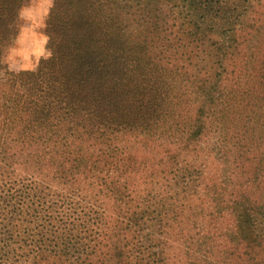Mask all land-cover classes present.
<instances>
[{"label": "trees", "instance_id": "16d2710c", "mask_svg": "<svg viewBox=\"0 0 264 264\" xmlns=\"http://www.w3.org/2000/svg\"><path fill=\"white\" fill-rule=\"evenodd\" d=\"M250 1L56 0L53 57L0 76V264H264ZM206 146L226 180L192 164Z\"/></svg>", "mask_w": 264, "mask_h": 264}, {"label": "clouds", "instance_id": "9594fccd", "mask_svg": "<svg viewBox=\"0 0 264 264\" xmlns=\"http://www.w3.org/2000/svg\"><path fill=\"white\" fill-rule=\"evenodd\" d=\"M56 0H22L10 29H15L8 42L0 45V76L36 73L41 61L54 55L49 47V27Z\"/></svg>", "mask_w": 264, "mask_h": 264}, {"label": "rangeland", "instance_id": "374dc122", "mask_svg": "<svg viewBox=\"0 0 264 264\" xmlns=\"http://www.w3.org/2000/svg\"><path fill=\"white\" fill-rule=\"evenodd\" d=\"M250 3L252 4V7H257L258 8V7H260V6H262L264 4V0H251ZM252 7H251V9L248 8L246 10V13L243 14V16H241L242 20H250V18H253L255 16H263L264 15V8H262V9H260V8L257 9L256 8V9L252 10ZM250 10L251 11H255V12H250ZM254 13H255V15H254ZM242 35L244 36L245 32H242ZM204 149H205V151H200V152H198L199 150L196 151L199 155H195L193 157L194 161H193L192 164H207L203 168V171L205 173L204 176H208V174H209L210 176L214 175L212 180L217 179V180L220 181L224 177H225V180H226V178H227L226 174L227 173H222L221 169H220L221 164H224V163H222V162L217 163L214 160H212L211 153H210V150L208 149V147L204 148ZM189 156H185L183 154H178V164H185V162H183V159H185V161L187 162L186 158L189 157ZM225 172H227V170ZM194 210H195V208H194ZM169 262H171V261H169Z\"/></svg>", "mask_w": 264, "mask_h": 264}]
</instances>
